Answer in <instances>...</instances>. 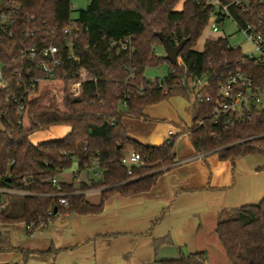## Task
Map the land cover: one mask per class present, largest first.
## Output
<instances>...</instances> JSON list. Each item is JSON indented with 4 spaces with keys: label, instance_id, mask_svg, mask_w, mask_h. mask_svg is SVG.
Segmentation results:
<instances>
[{
    "label": "trees",
    "instance_id": "1",
    "mask_svg": "<svg viewBox=\"0 0 264 264\" xmlns=\"http://www.w3.org/2000/svg\"><path fill=\"white\" fill-rule=\"evenodd\" d=\"M179 2L181 7L176 9ZM251 7V14L236 17L241 25L252 22L264 32V0H253ZM72 10L70 0H0V14L8 11L15 19L9 26L11 36L0 32V68L6 81L0 88V187L34 193L21 196L19 213L10 205L1 210L0 224L35 222L42 227L66 212L99 213L115 193H145L175 164L174 143L183 133L195 153L214 154L222 161L234 163L249 154L264 156V109L251 122L231 127L213 121L204 127L196 124L212 113L218 87L231 75L241 72L256 84L264 82V68L239 48L228 46L225 37L206 40L201 50L194 48L214 11L206 0H89L74 19ZM70 20L76 22L78 36L68 47L63 30ZM158 32L172 45L188 39L176 63L157 53L162 46ZM125 38L131 41L129 50L119 48V41ZM50 42L57 45L60 60L55 77L42 79L33 93L24 95L18 122L14 98L23 95L31 77L42 74L37 67L41 56L25 58L22 50L34 45L40 51ZM163 62L169 64L167 74L160 78L166 91L144 74L146 68ZM15 71L22 73L21 85L16 84ZM182 75L208 76L203 91L212 100L191 99V91L174 81ZM172 94L190 99V125L158 146L133 137L125 118L154 121L145 109ZM61 126L67 131L60 138L32 140L36 133ZM131 152L145 163L133 166L129 174L121 158ZM73 159L78 170L94 165L97 178L80 183L78 189L63 182L52 184L51 178L69 168ZM257 170L264 172V167ZM90 188L100 189L98 204L76 193ZM60 194L67 199V207L58 203ZM3 196L0 192V199ZM50 210L55 215L50 216ZM215 233L231 264H264V195L254 204L221 207ZM9 237L8 231H0V252L17 250L26 260L31 251L12 247ZM162 242L164 239L155 241V248ZM159 263L205 264V254L180 252L177 258Z\"/></svg>",
    "mask_w": 264,
    "mask_h": 264
},
{
    "label": "crops",
    "instance_id": "2",
    "mask_svg": "<svg viewBox=\"0 0 264 264\" xmlns=\"http://www.w3.org/2000/svg\"><path fill=\"white\" fill-rule=\"evenodd\" d=\"M124 121L130 125L129 129L133 128V119L125 118ZM137 121L139 125L144 122ZM178 125L179 130L185 128L190 125V120ZM160 141L162 143V139ZM173 153L175 155L174 147ZM245 156L231 163L211 154L206 161L200 159L197 163L184 165L175 155V164L159 176L149 191L134 196L115 193L105 200L101 212L82 215L93 223L90 230L76 232L72 228L74 224L58 220L54 225V236L40 242L31 240L23 246L21 243L25 241L15 243L14 234L24 232L31 237L33 234L27 233L23 222L0 224V231H8L12 247L31 251L28 258L49 256L48 264L56 263L57 254L62 259L60 264H160L162 259L177 258L180 252H203L205 264H231L215 233L217 212L221 207L257 203L264 195V172L257 170L264 164L244 161ZM90 170H96L94 165L90 169L77 170L75 176L80 171L87 174ZM57 180L58 183L73 184ZM89 180L80 183L89 184ZM80 183L73 184L74 188L78 189ZM76 193H83L89 203L100 202V189L77 190ZM91 193L94 194L92 200L88 197ZM20 200V195L9 198L8 205L14 212L20 208ZM105 212L108 213L103 217ZM70 214L77 213L66 212L60 216ZM67 230L71 233L65 238ZM163 239L164 242L155 248V241ZM48 249L51 251L46 252ZM169 250L171 253L164 252ZM174 250H177L176 257ZM52 252L57 254L52 255ZM2 253L0 264H16L10 255ZM167 254L171 256H165ZM21 256L23 260V254Z\"/></svg>",
    "mask_w": 264,
    "mask_h": 264
},
{
    "label": "built area",
    "instance_id": "3",
    "mask_svg": "<svg viewBox=\"0 0 264 264\" xmlns=\"http://www.w3.org/2000/svg\"><path fill=\"white\" fill-rule=\"evenodd\" d=\"M253 0H230L228 2H223L222 0H206L207 4L214 7L213 13L210 15L207 23L212 31L216 32L219 29L220 23L224 19H228L233 22L245 35L248 43L250 44V50L243 53L248 59L254 60V62L264 68V32L259 29V26L247 22L244 25H241L236 15L242 14L247 15L252 13V4ZM15 22L14 17L11 12L4 11L0 14V32L8 36L12 35V30L9 29V26ZM69 25L64 28L63 32L65 34V40L68 47L73 43V39L77 38V24L74 20H70ZM54 29H50L49 32L53 33ZM48 31V30H47ZM112 44H114L112 42ZM230 46V45H228ZM231 47V46H230ZM119 48L121 50H129L131 48V41L129 38L119 41ZM233 49L239 47H232ZM58 52V47L53 42L48 43L40 51H37V48L32 45L23 48L22 55L25 58L35 59L37 55H40L41 58L37 62V67L41 71V76H34L29 79L28 85L24 86L23 95L20 98H14V101L17 102V119L20 122V119L24 110V101L25 96L31 94L35 91L37 85L44 78L51 79L55 77L56 67L60 64L59 58L56 56ZM71 56V55H70ZM14 75L17 76L16 84H22V73L14 72ZM183 88H186L191 91L192 96L198 101L210 102L212 97L205 93L203 89L208 85L209 79L208 76L201 77H188L182 75L179 79L174 80ZM152 84L157 83L159 87H162L166 91L165 83L163 80H151ZM6 85L5 78L0 68V88H4ZM264 109V82L261 84H256L253 81V78L241 72H237L229 77V79L219 85L217 94L214 99V106L212 113L207 115L205 118L197 120L196 124L198 126L204 127L209 121L214 123H221L225 127L234 126L237 122H251L260 110ZM1 115V113H0ZM0 127L1 123H0ZM174 133L168 131L167 135L170 137ZM164 142H168V139ZM205 153H196L192 158H203ZM180 161H178L179 163ZM121 163L127 167V172L132 173L133 166H142L144 165V160L136 152H131L128 155H125L121 158ZM96 166V164H95ZM92 167L86 166V169ZM94 175L98 176V171H94ZM51 182L54 185H58L57 177L51 178ZM0 192L4 196L0 199V211L5 209L8 205V200L11 196L14 195H32L33 192L16 189V188H7L0 187ZM58 203L63 207L68 206L67 199L60 194ZM50 216L55 215L50 210L48 212ZM24 229L31 231L32 233L40 229L41 224L36 225L35 222L23 223Z\"/></svg>",
    "mask_w": 264,
    "mask_h": 264
},
{
    "label": "rangeland",
    "instance_id": "4",
    "mask_svg": "<svg viewBox=\"0 0 264 264\" xmlns=\"http://www.w3.org/2000/svg\"><path fill=\"white\" fill-rule=\"evenodd\" d=\"M89 0H70V4L73 7V10L71 12V18H76L78 11L80 9H83L88 4ZM181 7V2H179L175 8L179 9ZM225 37L231 47H239V49L245 53L250 50V44L248 43L244 33L230 20L227 18L224 19L222 23L219 25L218 31L214 32L209 27H205L202 34L198 38L196 45L194 48L196 50H201L203 47V44L206 40H211L216 37ZM157 53L159 55H164V49L162 46L157 47ZM179 60V59H178ZM169 70V64L167 62H163L162 64L155 66V67H148L146 68L144 74L145 76L150 79L154 80L156 78H162L164 77ZM193 96H191L192 99ZM190 105V99H187L186 97L182 96L181 94H172L150 106H148L145 109V113L150 117L154 118V121H144L141 125H139L137 120H133V128L130 129L131 135L138 140L153 144L157 137L163 140H167L169 137L167 135L168 131H172L174 134L179 131V122L188 123L190 118L187 114V108ZM130 128V125L128 126ZM67 131V127L61 126L56 127L54 129H49L46 132H39L36 136L32 139L33 141H42V140H49V139H56L60 138L62 134H64ZM161 141H159V144ZM131 148H128V151H130ZM174 152L176 155V158L178 160L180 159L184 165L186 164H192L199 162L198 160L201 159V161L208 160L209 157H211V154L206 155L205 158H195L192 157L196 154L191 143L189 140V137L186 134L179 135L174 143ZM244 161L250 162V163H259L264 164V156L259 154H249L244 157ZM78 170V165L76 159L72 160V163L69 168L63 170L61 173L58 174L57 179L63 181H70L75 186L79 185L81 181L87 180L88 178H97V175H94V171L90 170L89 173L85 174L84 171H80L78 176H75L76 171ZM92 171V172H91ZM88 175V177H87ZM89 199L92 200V195L94 194H88ZM99 199V198H98ZM11 201V199H10ZM91 202V201H90ZM98 202V200H97ZM20 208L14 212L19 213ZM105 212L103 217H105ZM57 219H53L52 221H49L46 227H40L42 229H38L33 232L32 237L29 234H26L24 232H19L14 234V241L17 242H23L21 243L22 246L24 244L29 243L31 240L33 241H42L45 238H48L49 236L53 235V230L55 228V223L58 220H67L69 223L74 224L73 231H80L81 229L90 230L92 228L93 223L88 222V218L82 215L78 214H70L68 217L57 215ZM104 221V220H103ZM102 222V221H101ZM107 222V221H106ZM24 230V229H23ZM70 233L68 230L65 231V238H68L70 236ZM86 238V237H85ZM20 244V243H19ZM166 253H171V250L164 251ZM174 252V257L177 256V250L172 251ZM185 252V251H183ZM10 255V257L14 260H16V264H48L50 257H32L30 256L25 262L22 260V254L20 251H9L4 252L2 255ZM49 254V253H48ZM51 254V253H50ZM53 254H57L55 252H52ZM161 256V255H160ZM165 256H171L169 254ZM16 258V259H15ZM170 258V257H165ZM64 260V257H63ZM48 261V262H47ZM62 259L61 257L56 258L55 264H60Z\"/></svg>",
    "mask_w": 264,
    "mask_h": 264
},
{
    "label": "water",
    "instance_id": "5",
    "mask_svg": "<svg viewBox=\"0 0 264 264\" xmlns=\"http://www.w3.org/2000/svg\"><path fill=\"white\" fill-rule=\"evenodd\" d=\"M156 36L160 40L162 47L164 49V57L166 60H168L171 64H174L178 60V55L188 39H184L181 42H179L177 45H172L163 35V33L158 32L156 33ZM160 138L157 137L152 146H158L159 145Z\"/></svg>",
    "mask_w": 264,
    "mask_h": 264
}]
</instances>
